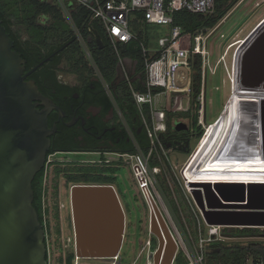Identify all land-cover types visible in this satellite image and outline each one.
<instances>
[{"label":"water","instance_id":"water-1","mask_svg":"<svg viewBox=\"0 0 264 264\" xmlns=\"http://www.w3.org/2000/svg\"><path fill=\"white\" fill-rule=\"evenodd\" d=\"M261 21L236 53L235 74L236 89L251 92L242 97L251 103L248 106L252 110L242 114L255 136L249 141V149L257 148L264 158ZM48 58L24 73L25 59L13 49V40L0 19V264H47L44 228L33 206L32 181L45 163L49 135L55 130L48 126L47 114L58 107L41 93L35 80H26V76ZM173 128L185 129L187 125L175 121ZM196 186L201 189L192 193L207 223L264 228V181H208ZM69 197L76 253L96 258L116 254L122 244L125 218L113 187L75 184ZM153 208L156 213H151L150 229L159 241L155 264L161 256V264H169L176 247Z\"/></svg>","mask_w":264,"mask_h":264},{"label":"built area","instance_id":"built-area-1","mask_svg":"<svg viewBox=\"0 0 264 264\" xmlns=\"http://www.w3.org/2000/svg\"><path fill=\"white\" fill-rule=\"evenodd\" d=\"M73 1L85 6L90 11L91 16L99 20L104 29L105 37L118 56L117 65L122 64V58L119 56L117 47L118 43H127L137 39V35L130 26L133 20H138L142 26L160 25L168 27V32L158 39V47L152 52L140 41L144 59V78L141 84L145 87V91L135 89L131 85L133 80L129 78L123 68V72H125L123 79L130 84L132 98L149 139L148 146H152L147 147L146 151L137 147L136 153L125 154V157L136 168L134 178L139 191L146 200L147 229L156 239L157 245L152 248L151 240H145L136 256L128 263H123L121 244L116 254L97 258L96 264H142L141 258H143L144 264H155L159 241L150 229L151 213H156L153 205L164 221L176 247L169 264H177L176 260L180 254H183L187 259L186 264H206L207 254L211 247L216 243H225L233 237L227 236L223 232L224 226L206 222L192 191L196 188L201 189L200 186H196L197 183L208 182L209 180L195 181L197 180L195 179L196 176L200 173L197 165L191 166L185 173L184 169L191 153L182 163L173 160L168 149L164 146L161 135L166 132L168 112L187 111L190 108V58L199 53L202 57L203 67L208 56L203 34L200 33L191 37L182 32L178 26L172 24V15L174 12L182 10L192 13H211L214 9V0ZM137 14L141 15L139 19L136 17ZM136 79H139L138 75ZM99 80L106 93L111 97L112 91L109 85L101 76ZM198 100H201V95ZM146 105L148 106V113H145L143 109ZM201 112L198 111V123L200 125L203 123ZM175 121L179 120L172 119L171 124L173 125ZM161 180L165 182L169 194L177 204L178 215L167 200ZM179 198L185 203V211L179 204ZM184 212L193 221V224L187 222ZM162 257L159 264H161ZM251 264H264V260L253 261L252 259Z\"/></svg>","mask_w":264,"mask_h":264},{"label":"rangeland","instance_id":"rangeland-1","mask_svg":"<svg viewBox=\"0 0 264 264\" xmlns=\"http://www.w3.org/2000/svg\"><path fill=\"white\" fill-rule=\"evenodd\" d=\"M53 1L56 5L61 7V5L68 0ZM7 2L12 3V0H7ZM62 13L67 23L73 28L75 34L79 35L77 28L69 17L66 6H64ZM262 19H264V0H239L214 28L207 30L205 34L202 33L204 44L208 52L206 62L202 67V84L204 83V85H202L201 100L199 101L198 106V111H202L201 115L203 123L200 125L197 121L193 124L191 119L192 115L181 118L179 117L180 114H170L168 117V120L170 121L172 119H180L184 122L190 120L189 128H191V133L194 134L190 139V147L187 151L168 149V153L173 160L180 163L185 161L188 155L194 151L197 144H199L201 138L206 133L207 127L210 126L213 121L219 119L232 92L231 87H229V73L230 70H232L231 63L233 62L235 48L234 46L229 50L228 48L230 45L235 44L238 40L246 36ZM13 20L16 21V19ZM15 26L14 28L19 31L22 37H27L25 28L22 25L15 24ZM138 28L140 30L142 42L148 50H151V52L158 47V39L168 32L167 26L160 25L140 26ZM76 41L80 47V57H82L87 68L85 67L83 70L80 69L79 66L77 67L74 65L73 62L67 58V55H65L59 66V77L62 80L73 82L78 73L86 72L91 74L93 80L100 79V74L93 59V52L87 46L88 39L79 35L78 38H76ZM119 45L120 43H118L117 47ZM121 58L122 64L117 66L119 76L124 78V73L126 72L131 80H135L137 74L134 72V62L129 57ZM123 68L125 72H123ZM125 82L128 91H130V84L127 81ZM137 83L138 82L135 80L131 82V85L136 89L138 87ZM171 126L173 127L172 124ZM198 128L199 131L201 130L200 135L196 134L198 133ZM110 157L112 158V156ZM53 158H55V160H53L47 167L44 179L45 193L43 198H45V206L48 207V212L45 214L44 218L47 221V230L50 235L49 239L54 244L51 248L54 249L53 252L57 257V254L64 251V248H68L71 243L69 242L72 236L69 237L71 231L68 228V209L70 207V186L73 182L66 180L63 174H57L55 168L57 166L69 167L76 163L81 157L76 154L59 153ZM83 158L84 157H82V159ZM126 161L127 160L125 159V161L115 162L117 166L114 165L110 170V174L114 177L113 184L127 203L125 208V236L121 248L123 263H128L136 256L140 247L144 245L145 240H151L152 248L157 245L156 239L147 229V206L144 204L139 192L132 169ZM161 183L170 206L173 207L178 215L176 202L169 194L165 182L161 180ZM179 204L185 211V203L180 198ZM184 214L187 217V222L193 224V221L189 218L186 212H184ZM228 235L233 238L226 243L238 242L243 244L247 241L264 242V237L262 236L238 237L236 235ZM141 260V263L144 264L143 258H141ZM251 261L252 258L249 255L246 256L245 264H251ZM186 262L187 259L183 254H180L176 260L177 264H186Z\"/></svg>","mask_w":264,"mask_h":264},{"label":"trees","instance_id":"trees-1","mask_svg":"<svg viewBox=\"0 0 264 264\" xmlns=\"http://www.w3.org/2000/svg\"><path fill=\"white\" fill-rule=\"evenodd\" d=\"M105 2L106 0H100ZM239 0H214V9L211 13H192L185 10L176 11L173 13L172 24L178 26L182 32L189 34L191 37H195L197 34L203 33L207 30L214 28L218 22L228 13V11ZM69 17L74 26L81 31L82 36L88 39L87 46L93 52V59L95 66L98 69L100 76L111 88V97L105 93V98L108 101L109 106H112L113 102L117 108L121 110L125 105H128L138 115L137 106L132 98L131 92L128 91L126 80L122 79L118 81L116 66L118 63V56L116 55L109 41L105 37L104 29L98 19L91 16L90 11L83 5L76 3L73 0L64 2ZM71 4V5H70ZM61 7L56 5L54 1L47 0H12V3L7 0H1L0 3V19L6 32L13 40V49L16 50L23 59L28 68H32L37 65L40 60L39 56L47 57L57 49L62 43L68 40L69 35L73 36L74 44L65 48L60 55L55 59V64L61 63L62 58L67 55V58L73 62L80 69H85L87 66L84 64L80 47L73 35L72 27L67 23ZM38 15H48L50 17V23L38 24L36 17ZM140 14L136 17L140 18ZM13 19H16L14 21ZM16 25H22L25 28L27 37H22L17 29ZM131 30L137 35L136 40L129 41L127 43H120L119 55L121 57H129L134 62V72L139 76V79H135L138 83L136 89L145 91V87L141 84L144 78V63L143 53L140 46L141 34L138 27L142 26L138 20L131 22ZM145 27V26H143ZM94 32V35H93ZM70 33V34H69ZM94 36L91 39L87 35ZM99 39V42H97ZM102 45V47H100ZM43 60V58H42ZM191 62V95H190V108L187 111L176 112L180 114L179 117H189L192 115V123L198 121V106L199 96L202 92V57L199 53L192 55ZM47 67V66H45ZM45 67H38L31 77L38 84L39 89L49 94V89L43 82L40 81V75L45 70ZM54 80V78H53ZM133 80V81H135ZM56 84V82L54 83ZM58 87V85H54ZM144 112L148 113V106H144ZM186 113V114H185ZM172 113H167L169 117ZM200 128V127H199ZM196 134H201V130ZM172 129L171 121L168 120L166 132L161 135L164 136L170 133ZM144 142H140L136 139L138 148L146 151L149 139L144 133ZM137 151L136 145L133 143L126 151L130 154H134ZM60 170H57L59 172ZM38 176V182L32 181V188L34 192L33 206L35 207L40 222L45 220L42 215V179L43 169L39 171L35 177ZM70 180H76L74 177H70ZM223 232L227 235H236L238 237L246 236H262L264 237V228L260 227H224ZM250 256L253 261L257 259L264 260V242L263 241H247L246 243H216L214 244L207 254V264H245L246 256Z\"/></svg>","mask_w":264,"mask_h":264},{"label":"flooded vegetation","instance_id":"flooded-vegetation-1","mask_svg":"<svg viewBox=\"0 0 264 264\" xmlns=\"http://www.w3.org/2000/svg\"><path fill=\"white\" fill-rule=\"evenodd\" d=\"M64 6L65 4L61 5L62 11ZM49 20L50 17L48 15H38L36 17V22L38 24L49 25ZM77 32L82 36L80 30L77 29ZM72 33L75 36V39L78 38L79 35L75 34L74 31ZM87 37L91 39L94 36H90L89 34ZM72 44H74L73 36L69 35L68 40L51 52L50 55L47 56L49 57L48 60L44 61L41 65L42 67L47 66L40 75V81L49 89V94H45L40 89L39 90L58 107L52 108L47 114L48 126L50 128L55 127V130L49 135V148L45 156V163L42 167V215H45L48 212V207L44 204L45 198H43L45 193L44 179L47 167L53 160H55L53 157L56 154L69 153L76 154L81 158L69 167L57 166L55 172L57 174H63L66 180L73 182L72 185L105 184L112 186L125 218V208L127 203L113 184L114 177L110 174V170L114 165L117 166L115 162L125 161L126 159L134 176L136 168L132 165L129 159L125 157V154H130L126 151L130 148L132 143L138 147L136 139L140 142H144V133L147 135L146 129L141 123L139 116H137L135 111L128 105H125L121 110L117 108L114 102L112 106H109L108 101L105 98L106 90L103 84L99 79L93 80L91 74L80 72L77 74V77L73 82L62 80L59 77L58 71L60 63L55 64V59L65 48H68ZM47 57H42L41 54L39 60L42 61V58L44 60ZM117 66L116 73L119 81L123 78L119 76ZM30 69L31 68H28L25 64L24 73ZM37 69L27 75L26 80L33 79L31 75L37 71ZM55 82L58 87L54 86L56 85L54 84ZM37 107L42 109L43 105L39 104ZM178 120L181 121L180 119ZM184 123L187 125V128L180 130L171 129L170 133L162 136L164 146L167 149H179L183 151L189 149L190 139L192 137L191 128H189L190 120ZM110 156H112V158ZM82 157L84 158L82 159ZM261 160L264 161V158L262 157ZM57 170L60 171L57 172ZM70 177H74L76 180H70ZM34 180L38 182V176L37 178L34 177L33 181ZM141 196L146 205L145 197L142 194ZM42 225L45 234L44 240L46 245L47 264L97 263L98 259L96 257L81 256L76 253L71 219V207L68 209V228L71 231L69 237L72 236L69 242L71 243L68 248H64V251L58 253L57 257L53 252L54 249L51 248L54 244L49 239L50 235L47 230V221L43 219Z\"/></svg>","mask_w":264,"mask_h":264},{"label":"bare ground","instance_id":"bare-ground-1","mask_svg":"<svg viewBox=\"0 0 264 264\" xmlns=\"http://www.w3.org/2000/svg\"><path fill=\"white\" fill-rule=\"evenodd\" d=\"M256 26L253 29L251 28L252 30L246 36L228 48L229 50L234 46L235 51L231 63L232 70L229 73V87H231L232 92L226 102V110L218 120L213 121L207 127L206 133L190 154L184 169L186 173L191 166H198L200 173L195 178L197 179L196 182L202 179L212 182L264 181V161L261 160L263 156L257 148L249 149V141L255 136L249 131L252 129V127L249 128L250 124L242 118V114L252 111L248 106L251 103L244 101L246 99L242 98L251 92L236 89L235 74L236 53ZM246 128L249 129L245 131Z\"/></svg>","mask_w":264,"mask_h":264},{"label":"crops","instance_id":"crops-1","mask_svg":"<svg viewBox=\"0 0 264 264\" xmlns=\"http://www.w3.org/2000/svg\"><path fill=\"white\" fill-rule=\"evenodd\" d=\"M233 45V44H232Z\"/></svg>","mask_w":264,"mask_h":264}]
</instances>
